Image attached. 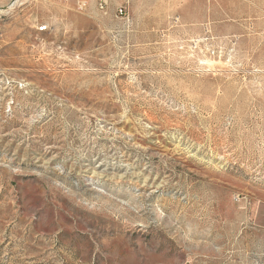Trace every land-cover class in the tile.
I'll return each instance as SVG.
<instances>
[{
    "label": "rangeland",
    "instance_id": "1",
    "mask_svg": "<svg viewBox=\"0 0 264 264\" xmlns=\"http://www.w3.org/2000/svg\"><path fill=\"white\" fill-rule=\"evenodd\" d=\"M0 264H264V0H0Z\"/></svg>",
    "mask_w": 264,
    "mask_h": 264
},
{
    "label": "built area",
    "instance_id": "2",
    "mask_svg": "<svg viewBox=\"0 0 264 264\" xmlns=\"http://www.w3.org/2000/svg\"><path fill=\"white\" fill-rule=\"evenodd\" d=\"M84 6V2L81 1V3L79 4V7L82 8ZM104 6H105V2L104 1H100L99 3H97V7L99 10H102L104 9ZM122 9L119 8L118 9V12L121 13ZM42 25L38 26L37 28H40Z\"/></svg>",
    "mask_w": 264,
    "mask_h": 264
},
{
    "label": "bare ground",
    "instance_id": "3",
    "mask_svg": "<svg viewBox=\"0 0 264 264\" xmlns=\"http://www.w3.org/2000/svg\"><path fill=\"white\" fill-rule=\"evenodd\" d=\"M45 29H46V26H41L40 28H37V30H39V31H43Z\"/></svg>",
    "mask_w": 264,
    "mask_h": 264
}]
</instances>
